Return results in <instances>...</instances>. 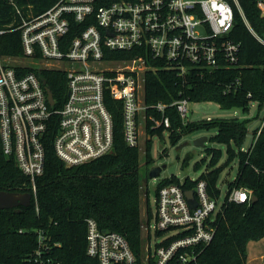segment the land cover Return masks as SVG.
I'll list each match as a JSON object with an SVG mask.
<instances>
[{"label":"built area","instance_id":"2783aa9c","mask_svg":"<svg viewBox=\"0 0 264 264\" xmlns=\"http://www.w3.org/2000/svg\"><path fill=\"white\" fill-rule=\"evenodd\" d=\"M257 5L264 18V0H257ZM238 8L244 16L239 4ZM244 20L264 44L245 16ZM233 24L234 10L225 0H121L107 5L100 0H60L24 20L18 28L24 57L0 56V151L30 179L36 209V179L45 172L46 140L53 124L56 156L67 167H77L114 151L108 95L121 103L123 135L130 147L139 146V128L148 121L154 129L170 128V107L188 122L187 99L147 104L145 74L162 67L185 78L193 72L204 76L206 70L217 71L224 64L237 66L241 45L229 39ZM22 68L63 72V105L50 104L45 82ZM149 110L161 113L162 119L147 115ZM186 191L176 184L159 190L155 232L176 235L155 251L148 244L143 262L125 237L101 232L93 219L87 220V254L98 264H196L200 249L214 239V222L224 203L218 209L207 183L199 181L193 189L198 205L192 209ZM252 197L247 189L234 190L228 202L247 203Z\"/></svg>","mask_w":264,"mask_h":264},{"label":"trees","instance_id":"16d2710c","mask_svg":"<svg viewBox=\"0 0 264 264\" xmlns=\"http://www.w3.org/2000/svg\"><path fill=\"white\" fill-rule=\"evenodd\" d=\"M60 0H0V56L20 59L24 57L21 31L24 20H30L54 6ZM121 0H100L107 5ZM136 1V0H126ZM234 10V24L229 39L241 45L237 66L220 70H206L204 76L196 72L185 78L173 71L159 67L145 74L147 104H172L180 99L190 103H216L222 110H241L249 116L257 105L252 118L216 119L184 122L176 108L166 110L171 126L151 128L145 125L147 145L143 166L140 147L127 145L123 135L121 103L107 96L106 102L114 121V151L90 163L67 167L53 149L55 124L47 136L46 168L36 179L38 209L32 200L30 207L0 210V264H98L87 254V220L97 222L101 232H115L126 238L139 263L147 256L151 234H144L141 219L143 179L153 163L152 138H163L167 131L176 146L184 136L199 130H217L212 143L226 146V165L238 162V174L228 183L222 209L214 222L215 235L209 245L202 247L196 264H248V246L264 239V117L262 124L253 131V142L244 150L250 125L264 112V44L247 27L264 39V18L257 0H225ZM162 66V65H161ZM23 73L34 71L53 94L55 107L67 98V83L63 72L22 68ZM158 120L162 114L147 111ZM261 133L258 136V132ZM209 168L199 179L176 176L159 182L156 193L167 185L176 184L184 190L195 189L205 181L208 194L218 200L221 190L219 179L224 165L219 166L222 150L207 149ZM187 160L184 167L187 166ZM201 165L196 164L195 170ZM143 171L145 173H143ZM146 173V174H147ZM30 179L0 151V192H18L33 195ZM247 189L256 201L228 202L234 190ZM153 218L151 208L147 226ZM163 232H157L160 237ZM41 237L43 241L41 242Z\"/></svg>","mask_w":264,"mask_h":264},{"label":"rangeland","instance_id":"374dc122","mask_svg":"<svg viewBox=\"0 0 264 264\" xmlns=\"http://www.w3.org/2000/svg\"><path fill=\"white\" fill-rule=\"evenodd\" d=\"M9 60V58H5ZM189 114L187 121H207L216 119H232V118H252L255 116L257 105L252 107L251 114L245 116L241 110L226 111L222 110L216 103H189ZM264 112L261 113L259 119L254 120L250 128V133L246 139L244 150H248L253 142V131L262 124ZM140 141L139 147L142 152L141 160L144 166L145 163V148L147 136L145 125L140 126ZM217 134V130H199L190 135L184 136L182 140L174 146L170 140V135L166 131L163 138L158 135L152 138L151 156L153 163L150 171L145 173L142 199H141V219L143 223V231L147 233V219L149 215V208H151L153 218L151 219V251H155L157 245L163 241L176 235L174 232L163 234L162 236H156L155 232V215L157 212V187L161 180L171 178L172 176L178 177L184 181L187 177L193 180H197L200 176L209 168L210 157L207 154V149H219L222 150V158L219 166L224 165L225 169L222 172L219 179V188L221 190V196L218 199V209L225 201L228 191V183L235 180L238 174V162L235 161L231 165H226L228 160L227 148L224 145L212 143L210 139ZM208 138L203 148L196 147L194 142L199 138ZM187 160V166L184 167V162ZM201 165L200 170H195L196 164ZM162 168V172L158 178H151V171L156 168ZM248 264H264V239L258 242H251L248 246Z\"/></svg>","mask_w":264,"mask_h":264},{"label":"water","instance_id":"95a60500","mask_svg":"<svg viewBox=\"0 0 264 264\" xmlns=\"http://www.w3.org/2000/svg\"><path fill=\"white\" fill-rule=\"evenodd\" d=\"M49 94V101L50 104L54 103L53 94L50 90H48ZM208 141V138H199L197 139L194 144L196 147L203 148L205 146V142ZM162 172V168L156 167L154 168L151 173V178H158ZM187 201L192 209H195L198 205V202L195 197V193L193 190H187L185 192ZM252 201H256V197H252ZM31 206V195L29 193L22 194L18 192H0V210H9V209H16L19 207H30Z\"/></svg>","mask_w":264,"mask_h":264}]
</instances>
